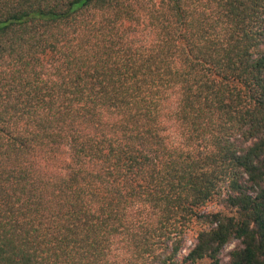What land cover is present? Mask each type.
<instances>
[{"label":"trees","instance_id":"obj_1","mask_svg":"<svg viewBox=\"0 0 264 264\" xmlns=\"http://www.w3.org/2000/svg\"><path fill=\"white\" fill-rule=\"evenodd\" d=\"M234 240L264 264V0H0V264Z\"/></svg>","mask_w":264,"mask_h":264},{"label":"rangeland","instance_id":"obj_2","mask_svg":"<svg viewBox=\"0 0 264 264\" xmlns=\"http://www.w3.org/2000/svg\"><path fill=\"white\" fill-rule=\"evenodd\" d=\"M208 210H217L218 205L216 202H211L208 207ZM195 242V230L188 231L187 235L185 236V246L184 251L181 253L182 257L187 255L189 250L193 247V244ZM237 246H240V240H234L231 243H229L224 250L222 251L220 258L222 260V264H227L230 260V253L235 249ZM181 257V258H182ZM210 262L208 260L200 263V264H209Z\"/></svg>","mask_w":264,"mask_h":264}]
</instances>
